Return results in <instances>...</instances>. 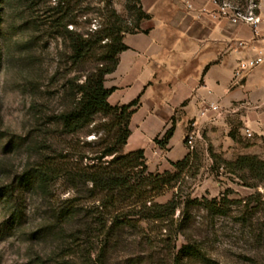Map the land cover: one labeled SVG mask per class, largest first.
Segmentation results:
<instances>
[{
  "label": "rangeland",
  "instance_id": "374dc122",
  "mask_svg": "<svg viewBox=\"0 0 264 264\" xmlns=\"http://www.w3.org/2000/svg\"><path fill=\"white\" fill-rule=\"evenodd\" d=\"M57 1L0 0V185L9 188V194L0 197V264H126L136 257L145 264H174L173 257L187 238L218 264H264V186L247 185L258 181L247 171L234 174L226 162L244 154L264 161V136L246 134L245 108L239 101L230 105L218 100L216 109L210 107L212 102L200 93V79L191 96L170 109L165 101L174 80L166 71H158V81L155 75L149 82L138 109L143 110L140 120L150 117L156 131L142 141L148 171L169 170L178 177L146 204L164 203L175 195L181 204L172 218L159 222L141 218L137 228L126 226L118 236L107 235L118 211L110 206L99 207L98 212L102 195L79 174L97 162L118 127L97 114L90 126L69 133L59 119L79 98L77 85L102 62L103 50L98 45L94 54L74 64L65 29L92 32L105 26L111 8L127 17L125 0H71L65 26L56 18ZM214 2L220 16L252 27L243 15L251 1ZM150 10L159 16L158 7ZM223 56L227 53L222 52V61ZM198 71L193 67L190 76ZM173 123L170 142L155 143ZM138 135L130 138L129 148L138 145ZM129 148L126 145L123 152ZM185 155L184 167L171 165ZM45 164L55 168L53 180L44 185L23 180ZM221 197L227 206L219 214L185 202ZM68 199L77 214L65 221L58 212ZM180 228L187 237L178 232ZM183 263L203 264L186 259Z\"/></svg>",
  "mask_w": 264,
  "mask_h": 264
},
{
  "label": "trees",
  "instance_id": "16d2710c",
  "mask_svg": "<svg viewBox=\"0 0 264 264\" xmlns=\"http://www.w3.org/2000/svg\"><path fill=\"white\" fill-rule=\"evenodd\" d=\"M71 0H58L54 9L57 14L59 24L65 26L66 17L70 9ZM255 3L260 0H249ZM127 17L121 15L116 9L111 8L106 15L105 26L95 27L92 32L71 31L66 27V33L70 38L71 60L74 64L84 60L95 53V50L102 48L101 60L94 72L85 76V80L78 84L79 98L74 105L59 115L62 126L65 131L72 133L77 130L90 126L97 114L109 117L112 124L117 128L114 139L110 146H107L98 157L95 164L87 165L81 174L80 179L89 182L92 190L98 191L101 198L98 200L97 210L113 207V211H118L112 216L107 235L112 238L118 236L120 230L124 227L137 228V222L141 218H148L151 221H162L173 216L175 208L181 203L178 196H173L164 203L146 202L150 201L160 190L167 186H172L171 180L178 177V173L172 174L169 170L153 173L148 171L146 164V155L143 147L123 152L131 135L130 120L133 114L141 106L139 103L140 94L127 103H117L112 105L108 102V96L116 90V87H106L104 85L105 75L113 72L118 61V54L129 49L125 44L126 35H133L138 32L148 33L149 29L142 26V22L150 19V15L143 9L140 0H125ZM257 12V7L255 8ZM101 41H104L101 43ZM175 125L168 128L163 138L155 139V143L166 146L173 136ZM104 156L111 158L102 159ZM188 161V155H185L177 162L170 161L175 168L184 167ZM234 174L250 172L252 177L258 181L257 184L247 185L251 187L262 184L264 186V161L256 155H239L234 161H226ZM56 175L55 168L50 164L38 166L29 173L25 174V181H40L41 184H47L54 179ZM243 175V174H241ZM9 188L0 185V197L7 196ZM225 197L213 198L208 200L187 199V205L201 204L215 214L223 213L225 206ZM101 207V209H98ZM139 207V208H138ZM125 208H127L125 210ZM77 214V209L72 205V199L65 201V205L60 207L58 216L65 221L72 220ZM138 215L137 218L135 216ZM99 223L104 225V219L99 218ZM178 232L187 237L185 230L180 228ZM201 262L203 264H218L211 259L201 247L188 241L183 242L173 257L174 264H184L183 260ZM146 260L141 257L129 258L126 264H145Z\"/></svg>",
  "mask_w": 264,
  "mask_h": 264
},
{
  "label": "crops",
  "instance_id": "0c3cea01",
  "mask_svg": "<svg viewBox=\"0 0 264 264\" xmlns=\"http://www.w3.org/2000/svg\"><path fill=\"white\" fill-rule=\"evenodd\" d=\"M214 1L175 0L179 3L176 5L168 0H140L150 15L141 24L149 31L125 36L129 49L118 54L115 70L105 75L104 85L116 87L108 102L127 103L143 94L153 79L158 81V71H166L174 80L165 101L170 109L189 98L200 79L203 98L213 105L218 100L230 105L239 101L245 108L242 122L246 134L249 131V136H264V0H260L261 20L252 27L220 16ZM153 6L159 8V16L151 12ZM222 52L227 53L223 61ZM255 57H260L256 67L242 65ZM196 66L199 71L192 77L191 70ZM166 83L170 85L168 80ZM140 109L131 117L127 148L137 132L140 142L129 150L143 147L144 135L156 132L152 131L150 117L140 120Z\"/></svg>",
  "mask_w": 264,
  "mask_h": 264
},
{
  "label": "built area",
  "instance_id": "2783aa9c",
  "mask_svg": "<svg viewBox=\"0 0 264 264\" xmlns=\"http://www.w3.org/2000/svg\"><path fill=\"white\" fill-rule=\"evenodd\" d=\"M255 7H258L260 9L262 7L261 1L258 3L251 1L249 4V10H248L247 14H245L246 12H244V14H243L246 21L250 22L251 25L259 23L261 20V15L255 11ZM239 13H242V12L239 11ZM259 62H260V57H255V59L249 60L248 62L243 63L242 65L244 67H247V69H252V68L256 67V65ZM217 106H218L217 104L216 105H210V107H212L213 109H216ZM250 134L251 133L249 131H247V135L249 136Z\"/></svg>",
  "mask_w": 264,
  "mask_h": 264
},
{
  "label": "bare ground",
  "instance_id": "6f19581e",
  "mask_svg": "<svg viewBox=\"0 0 264 264\" xmlns=\"http://www.w3.org/2000/svg\"><path fill=\"white\" fill-rule=\"evenodd\" d=\"M129 102V101H128Z\"/></svg>",
  "mask_w": 264,
  "mask_h": 264
}]
</instances>
